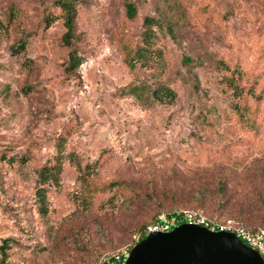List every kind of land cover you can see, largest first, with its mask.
<instances>
[{
  "label": "rangeland",
  "instance_id": "rangeland-1",
  "mask_svg": "<svg viewBox=\"0 0 264 264\" xmlns=\"http://www.w3.org/2000/svg\"><path fill=\"white\" fill-rule=\"evenodd\" d=\"M74 6L66 43L58 0H0L1 264H108L185 207L264 226V0Z\"/></svg>",
  "mask_w": 264,
  "mask_h": 264
},
{
  "label": "water",
  "instance_id": "water-1",
  "mask_svg": "<svg viewBox=\"0 0 264 264\" xmlns=\"http://www.w3.org/2000/svg\"><path fill=\"white\" fill-rule=\"evenodd\" d=\"M123 264H264L262 255L233 231L180 222L135 242Z\"/></svg>",
  "mask_w": 264,
  "mask_h": 264
},
{
  "label": "built area",
  "instance_id": "built-area-1",
  "mask_svg": "<svg viewBox=\"0 0 264 264\" xmlns=\"http://www.w3.org/2000/svg\"><path fill=\"white\" fill-rule=\"evenodd\" d=\"M184 221L205 225L212 230L233 231L243 242L259 251L264 260V227L259 226L255 229H249L231 217L222 220L210 219L195 208H184L170 215L162 214L155 222L147 226V232L152 230H168ZM125 258L123 254H113L107 258V261L108 264H122Z\"/></svg>",
  "mask_w": 264,
  "mask_h": 264
},
{
  "label": "trees",
  "instance_id": "trees-1",
  "mask_svg": "<svg viewBox=\"0 0 264 264\" xmlns=\"http://www.w3.org/2000/svg\"><path fill=\"white\" fill-rule=\"evenodd\" d=\"M74 1L75 0H58L59 6L64 11V23H65L66 31L63 34V40H65L66 43L69 42L70 38L73 35L74 17H75V13H76V9H75V6H74ZM125 6H126V14H127V16L133 17L135 15V13H136V7L133 4V2L132 1H127L126 4H125ZM146 19H147V16L145 17V21H146ZM24 43L25 42L22 41L20 44L23 45ZM69 61H70V65L71 66H74L77 63H79L78 56L74 52V50H70L69 51ZM171 95L174 96V92L172 90H171ZM237 109L240 110V108H237ZM54 167H57V168L59 167L58 162H56L54 165H51L49 167H46L45 166L43 170H44L45 173H49V170L48 169L49 168L52 169ZM185 208H191V207H185ZM181 209H184V208H181ZM180 210H178V211H180ZM156 220L157 219L152 220L148 224H146L145 226H143V228L140 230V232H139V234H138V236L136 238V242L138 240H140L141 238H143L144 236L147 235V233H148L147 232V226L150 223L155 222ZM237 222L240 223L239 221H237ZM240 224H242V223H240ZM262 227H264V226H262ZM7 240H8V238H4L3 239V242L0 244V253H1V256H0V264L3 263V261L5 260V258L7 256V253L5 251V245H4V243H6ZM133 244L130 245L129 250H130V248L132 247Z\"/></svg>",
  "mask_w": 264,
  "mask_h": 264
}]
</instances>
